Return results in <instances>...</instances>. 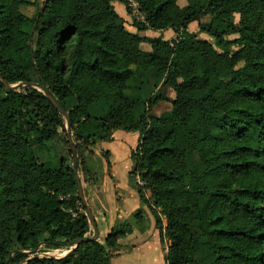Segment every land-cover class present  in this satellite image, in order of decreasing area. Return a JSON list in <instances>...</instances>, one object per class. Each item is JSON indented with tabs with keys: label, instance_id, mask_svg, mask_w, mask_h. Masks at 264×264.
I'll list each match as a JSON object with an SVG mask.
<instances>
[{
	"label": "trees",
	"instance_id": "16d2710c",
	"mask_svg": "<svg viewBox=\"0 0 264 264\" xmlns=\"http://www.w3.org/2000/svg\"><path fill=\"white\" fill-rule=\"evenodd\" d=\"M132 1L144 18L133 19L138 32L171 30L176 39L127 31L113 4L131 16L129 0H0V75L9 85L45 84L69 113L79 154L117 130L140 132L131 177L167 242L166 264H264V0ZM205 17L199 32L215 44L188 33ZM150 69L176 94L160 118L143 114L160 94L147 104L124 94ZM60 129L65 121L43 93L0 82V264L12 253L10 264H24L37 248L69 249L90 232L84 213L68 212L80 200ZM129 227L26 264H111Z\"/></svg>",
	"mask_w": 264,
	"mask_h": 264
},
{
	"label": "crops",
	"instance_id": "0c3cea01",
	"mask_svg": "<svg viewBox=\"0 0 264 264\" xmlns=\"http://www.w3.org/2000/svg\"><path fill=\"white\" fill-rule=\"evenodd\" d=\"M116 3L113 6L124 20L127 31L139 37L157 38V32L152 30L138 32L129 21L130 16L126 13L125 6L120 7L118 11ZM138 21L143 22L144 18L141 17ZM127 23L131 26L129 27ZM196 23L189 25L188 33L212 43L205 33L198 31L199 24L196 26ZM162 33L166 34L168 31ZM169 36L167 40L162 39L172 41L177 37L174 32ZM132 69L135 70V67ZM156 81L157 73L150 69L146 72L144 85L128 83L124 94L130 101L145 104L160 94L162 99L151 108L145 105L143 113L148 117L160 118L172 111V102L176 94L171 87L163 85V82L157 84ZM140 140V132L117 130L113 132L111 140L95 141L83 154L87 171L82 188L87 206L97 224L99 232L97 242L104 243L111 232L121 225L130 226L120 245L110 250L111 264H166L167 242L165 238L162 240L161 231L156 228L153 216L141 202L138 193V186L142 185L141 180L131 177L134 167L132 153L138 148ZM105 154H108V160ZM137 215L139 217H136ZM88 234L92 235L91 226ZM70 250L71 248L67 249V254ZM67 254L65 253L62 258Z\"/></svg>",
	"mask_w": 264,
	"mask_h": 264
},
{
	"label": "water",
	"instance_id": "95a60500",
	"mask_svg": "<svg viewBox=\"0 0 264 264\" xmlns=\"http://www.w3.org/2000/svg\"><path fill=\"white\" fill-rule=\"evenodd\" d=\"M0 82L2 85L7 89L8 91H13V92H20L24 90H28L29 88H33L37 91H40L43 93L46 98L51 102V104L56 108V110L59 112L60 116L63 118L65 121V128H66V135H67V142L69 144V149L71 152L72 156V170L75 174V181L77 184V196L79 197V200L85 209V217L87 218L88 223L90 224L92 228V235L91 236H85L84 238L77 239L72 243L71 250L68 252L67 255H69L74 249L79 247L81 244L88 243V242H97L99 239V232L97 228V224L95 222V219L92 215L91 210L87 206L84 193H83V188H82V183L79 177L78 169H79V162H78V151H77V146L73 140V134H72V127H71V120L69 113L64 111L63 108L59 105L57 100L51 96L49 90L46 88L45 84H39V83H23V84H17V85H9L6 81L3 80L2 76L0 75ZM40 248H37L36 250L29 252L28 255L30 258L24 263L26 264L28 261H30L33 258H38L40 257ZM13 253L10 255V258L7 260L6 264L11 263V257ZM66 255V256H67ZM58 259V258H56Z\"/></svg>",
	"mask_w": 264,
	"mask_h": 264
},
{
	"label": "rangeland",
	"instance_id": "374dc122",
	"mask_svg": "<svg viewBox=\"0 0 264 264\" xmlns=\"http://www.w3.org/2000/svg\"><path fill=\"white\" fill-rule=\"evenodd\" d=\"M129 2H130V9H131V16L129 17V21L131 22V24L133 23V19L134 18H136L137 20H139L141 17H143L139 12H138V7H137V5L132 1V0H129ZM116 3V2H115ZM114 3V4H115ZM179 4H180V6H182V7H184V6H186V4H187V2L185 1V0H181L180 2H179ZM120 7H124V5L123 4H121V3H116V10L118 9V11L121 9ZM23 11L26 13V14H28V15H33L34 14V9L33 8H25V9H23ZM232 19H233V22L235 23V24H239L240 23V16L239 15H233L232 16ZM210 20H211V18L210 17H205V18H203L200 22H198V24H207V23H209L210 22ZM129 22V23H130ZM129 23H127V25L130 27L131 26V24H129ZM196 26H197V23L195 24ZM197 30V28L195 29V31ZM199 31V30H198ZM156 32V31H155ZM170 33H173L172 31H168V33H166V34H164V33H162V32H157V38H164V39H169L170 38V36H169V34ZM207 37H209L207 34H205ZM210 38V37H209ZM237 38V36H228L227 38H226V40H228V41H231V40H234V39H236ZM211 40H212V44H215V42L213 41V39L212 38H210ZM232 50H236V48H232ZM218 52H220V50H217ZM30 80L32 81V82H35V77L32 75V76H30ZM40 92V91H39ZM59 133H60V140L63 142L64 140H66V137H67V135H66V128H65V132L63 131V129H60V131H59ZM59 140V141H60ZM58 141V142H59ZM60 141V142H61ZM62 145V144H61ZM84 152H85V149L84 148H81V152H80V154H79V152H78V162H79V169H78V173H79V177H80V180H81V183H82V185H83V181L85 180V175H86V168H85V162L83 161V154H84ZM80 155V156H79ZM38 159H39V161L40 162H44V161H46V159H47V157H46V155L45 154H43V153H39L38 154ZM71 159H72V156H71ZM71 162H72V160H71ZM89 235V234H88ZM87 235V236H88ZM61 250L59 251V253L58 252H56L55 250H50L49 252H47V253H49V254H44V253H40L39 255L41 256V257H57V258H62L63 256H64V253L67 251V249L66 248H60ZM70 249V248H69ZM68 249V250H69ZM56 250H58V249H56ZM66 254H67V252H66ZM44 255V256H43ZM204 255H205V250H204V248H202L198 253H197V256H196V259L197 260H201L203 257H204Z\"/></svg>",
	"mask_w": 264,
	"mask_h": 264
},
{
	"label": "built area",
	"instance_id": "2783aa9c",
	"mask_svg": "<svg viewBox=\"0 0 264 264\" xmlns=\"http://www.w3.org/2000/svg\"><path fill=\"white\" fill-rule=\"evenodd\" d=\"M68 212H69V214L72 215L73 218H77V217L79 216V214H81V213H84V214H85V212H84L83 209H82V204H81V202H78V203L76 204V209H75V211L72 210V209H70ZM55 251L59 253L60 250H55ZM65 253H66V252H65ZM65 253H64V254H65ZM44 254H45V253H44ZM46 254H49V253H46ZM43 256H44V255H43ZM40 257H41V256H40ZM54 258H57V257H54Z\"/></svg>",
	"mask_w": 264,
	"mask_h": 264
}]
</instances>
